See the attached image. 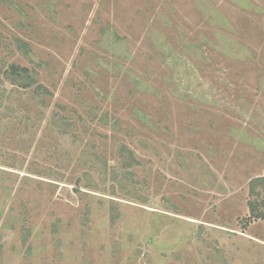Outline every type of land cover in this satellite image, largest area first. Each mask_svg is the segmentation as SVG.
<instances>
[{
    "label": "rangeland",
    "instance_id": "374dc122",
    "mask_svg": "<svg viewBox=\"0 0 264 264\" xmlns=\"http://www.w3.org/2000/svg\"><path fill=\"white\" fill-rule=\"evenodd\" d=\"M260 178L264 0H0V264H264Z\"/></svg>",
    "mask_w": 264,
    "mask_h": 264
},
{
    "label": "trees",
    "instance_id": "16d2710c",
    "mask_svg": "<svg viewBox=\"0 0 264 264\" xmlns=\"http://www.w3.org/2000/svg\"><path fill=\"white\" fill-rule=\"evenodd\" d=\"M19 48H20V46H19ZM20 50H21V49H20ZM12 69L15 70L16 73L19 71V73L21 74V75H20L21 78H26V79H27V77H24V76H23V73H24V74L27 73V71H26L25 69H19L18 67H13ZM15 71H14V72H15ZM26 76H27V75H26ZM263 182H264V178H260V179H254V180H252V181L250 182V184H249V186L251 187V191H253L254 187H255L257 184H259V183H263ZM249 210H250V212H251V215H255L256 218H259V219H261V220L264 221V213H263V214L260 213V215H256V212H255V205H254V203H249Z\"/></svg>",
    "mask_w": 264,
    "mask_h": 264
}]
</instances>
